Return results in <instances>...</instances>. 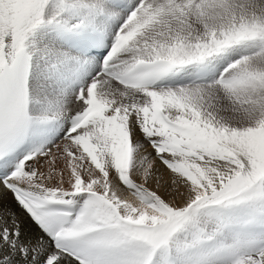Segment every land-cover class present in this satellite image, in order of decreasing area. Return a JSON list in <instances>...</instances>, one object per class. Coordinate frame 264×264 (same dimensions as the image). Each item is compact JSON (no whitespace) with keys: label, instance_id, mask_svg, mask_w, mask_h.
I'll return each mask as SVG.
<instances>
[{"label":"snow or ice","instance_id":"1","mask_svg":"<svg viewBox=\"0 0 264 264\" xmlns=\"http://www.w3.org/2000/svg\"><path fill=\"white\" fill-rule=\"evenodd\" d=\"M0 264H264V0H0Z\"/></svg>","mask_w":264,"mask_h":264}]
</instances>
